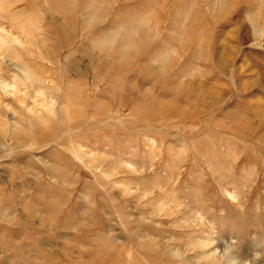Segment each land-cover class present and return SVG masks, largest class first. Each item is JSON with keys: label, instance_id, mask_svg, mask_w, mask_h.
Listing matches in <instances>:
<instances>
[{"label": "rangeland", "instance_id": "374dc122", "mask_svg": "<svg viewBox=\"0 0 264 264\" xmlns=\"http://www.w3.org/2000/svg\"><path fill=\"white\" fill-rule=\"evenodd\" d=\"M0 264H264V0H0Z\"/></svg>", "mask_w": 264, "mask_h": 264}]
</instances>
